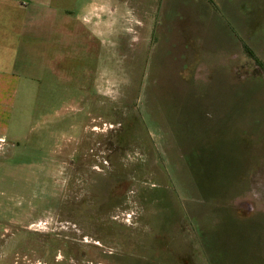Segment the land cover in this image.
Here are the masks:
<instances>
[{
  "label": "rangeland",
  "instance_id": "1",
  "mask_svg": "<svg viewBox=\"0 0 264 264\" xmlns=\"http://www.w3.org/2000/svg\"><path fill=\"white\" fill-rule=\"evenodd\" d=\"M98 1L53 0L56 28L43 13L38 42L21 41L0 264H264V80L228 63L238 40L264 61V0H166L154 21L168 39L107 33L101 48L79 24ZM176 23L182 58L166 46ZM243 201L257 212L237 216Z\"/></svg>",
  "mask_w": 264,
  "mask_h": 264
},
{
  "label": "crops",
  "instance_id": "2",
  "mask_svg": "<svg viewBox=\"0 0 264 264\" xmlns=\"http://www.w3.org/2000/svg\"><path fill=\"white\" fill-rule=\"evenodd\" d=\"M140 1L141 4L146 5L147 8L145 10L139 8ZM160 1L161 0H134V4H132L124 0V11L122 12L120 6H113L111 2H107V0H99L83 8L82 19L79 24L86 30L92 40H99V48L102 46L101 43L103 40L101 39L104 38L107 33L108 35L112 34V36L131 33L130 41L134 44L136 43L137 47H143L144 45L142 44L145 43L146 40H149V42L152 41L151 43L153 44L157 42V45H159V43H162L164 39H168L170 36L164 34L163 31L167 32L171 30V28H164L159 22L156 23L154 21L157 12L158 15H160V13L163 14V17L165 14L166 0ZM152 4L153 11L150 13L149 11L152 9ZM155 9L158 11L154 14ZM43 13H47L49 17L51 25V27L50 25L49 27L52 29L56 28L55 19L58 16V8L53 6V0H0V144L3 143L5 134H7V107L10 105L12 97L16 95L20 84V76L14 71V67L20 62V56L22 54L20 50L21 41L23 42V46H29L27 38L23 40L24 35H26L35 40L30 43L35 45L36 42H38L36 40L38 39V34L44 28ZM65 15L69 17L70 13H65ZM119 16L124 17L121 24H118L117 21ZM183 16L182 14L181 18H183ZM104 18H106V20H104ZM113 18L116 21V25L114 24ZM67 19V21H70V18ZM175 21L177 22V20ZM180 21L181 19L178 22ZM176 25L177 23L175 27L173 26V31L176 30L181 43L179 44L178 41H171L166 46L168 50L179 47L181 53L178 54L177 57L180 56L182 58L183 55H185L183 53L184 49L187 51V55L189 45L184 46L183 41L186 33L183 30L181 31ZM70 26V23L66 22L61 28L70 31ZM136 27L138 30H135ZM135 31L136 33L134 34L133 32ZM141 33H143V36H141ZM186 37H189V35H186ZM160 39L161 42H159ZM108 41L107 44L109 45L119 42L114 39H108ZM92 42L94 41H91V43ZM241 43L242 42L238 40V42L235 43L236 49L234 53L228 56V63L232 61L229 64L231 72H233V75L236 76L237 79H260L263 81V59L259 58L261 59L260 61L257 59L258 57L252 59V57L249 56L250 54L246 51L249 50L246 44H244L243 47V43ZM249 47L251 53L257 51L253 45ZM259 55L264 56V49ZM237 56L238 62L240 61V63L243 64L242 70H240V67H237L238 62L237 59H235ZM193 63L196 64V62ZM195 68H197V66L194 67V70ZM205 76L204 79H206ZM199 78L200 77L196 79ZM5 142L3 144H5Z\"/></svg>",
  "mask_w": 264,
  "mask_h": 264
},
{
  "label": "flooded vegetation",
  "instance_id": "3",
  "mask_svg": "<svg viewBox=\"0 0 264 264\" xmlns=\"http://www.w3.org/2000/svg\"><path fill=\"white\" fill-rule=\"evenodd\" d=\"M252 196H256L257 194H251ZM259 195L256 196V198L258 197ZM251 198V197H249ZM258 201L261 205H259L261 209L264 210V195H260V197H258ZM251 200V199H250ZM238 206H240V208L243 210V213L244 215H237L239 217H242V218H246V217H249L251 215H253L254 213H256L257 211L255 210V207L253 206V204L249 201H243V202H239L238 203ZM236 212V210H235ZM260 212H262V210H260ZM49 246V245H48ZM50 247L52 248L53 246L50 245Z\"/></svg>",
  "mask_w": 264,
  "mask_h": 264
},
{
  "label": "trees",
  "instance_id": "4",
  "mask_svg": "<svg viewBox=\"0 0 264 264\" xmlns=\"http://www.w3.org/2000/svg\"><path fill=\"white\" fill-rule=\"evenodd\" d=\"M259 63V62H258Z\"/></svg>",
  "mask_w": 264,
  "mask_h": 264
}]
</instances>
